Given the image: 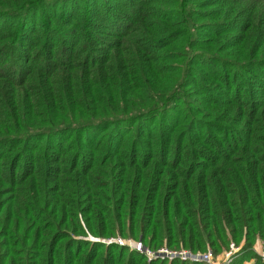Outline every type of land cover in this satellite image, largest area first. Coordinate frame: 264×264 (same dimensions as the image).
Listing matches in <instances>:
<instances>
[{
	"label": "trees",
	"instance_id": "1",
	"mask_svg": "<svg viewBox=\"0 0 264 264\" xmlns=\"http://www.w3.org/2000/svg\"><path fill=\"white\" fill-rule=\"evenodd\" d=\"M264 264V0H0V264Z\"/></svg>",
	"mask_w": 264,
	"mask_h": 264
},
{
	"label": "built area",
	"instance_id": "2",
	"mask_svg": "<svg viewBox=\"0 0 264 264\" xmlns=\"http://www.w3.org/2000/svg\"><path fill=\"white\" fill-rule=\"evenodd\" d=\"M106 241H116L119 244H129L138 250H143L147 255V259L165 258L167 260L179 259L183 261L199 262L203 261L207 264H231L233 258L240 252L241 245L230 241L227 248L223 249L220 253L214 254L211 247L204 250H193L190 248H170L165 245L156 249L145 248L142 246L141 241L132 244V238L123 236H112L106 238ZM255 252L264 260V239H257L256 244L253 245Z\"/></svg>",
	"mask_w": 264,
	"mask_h": 264
},
{
	"label": "rangeland",
	"instance_id": "3",
	"mask_svg": "<svg viewBox=\"0 0 264 264\" xmlns=\"http://www.w3.org/2000/svg\"><path fill=\"white\" fill-rule=\"evenodd\" d=\"M258 239H262V238H258ZM137 241H138L137 239L132 238V241H131V242H132V244H135ZM161 246H163V245H161ZM207 247H210V246H207ZM207 247H206V248H207ZM186 248H187V247H186ZM225 248H227V247H225ZM225 248H223V249H225ZM223 249H222V250H223ZM212 250H213V249H212ZM222 250H221V251H222ZM221 251H220V252H221ZM220 252H218V253H220ZM218 253H215V252H214V254H217V255H218Z\"/></svg>",
	"mask_w": 264,
	"mask_h": 264
},
{
	"label": "crops",
	"instance_id": "4",
	"mask_svg": "<svg viewBox=\"0 0 264 264\" xmlns=\"http://www.w3.org/2000/svg\"><path fill=\"white\" fill-rule=\"evenodd\" d=\"M256 242H257V240L255 241V243H254V244H256Z\"/></svg>",
	"mask_w": 264,
	"mask_h": 264
}]
</instances>
